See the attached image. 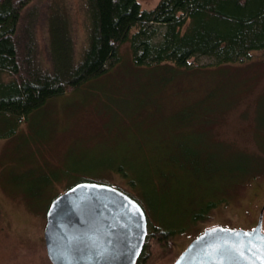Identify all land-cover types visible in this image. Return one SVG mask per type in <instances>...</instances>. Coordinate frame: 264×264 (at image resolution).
<instances>
[{
	"label": "rangeland",
	"instance_id": "374dc122",
	"mask_svg": "<svg viewBox=\"0 0 264 264\" xmlns=\"http://www.w3.org/2000/svg\"><path fill=\"white\" fill-rule=\"evenodd\" d=\"M71 1L79 46L84 20L78 0ZM138 1L151 9L160 0ZM39 40L42 50V35ZM120 54L109 72L60 95L14 132L8 133L11 121L0 118V264H52L44 239L48 206L82 178L136 196L148 224L159 217L185 225L154 264H172L209 226L250 229L258 222L264 207V54L216 64L198 56L191 59L194 68L180 70L171 62L135 65L129 42ZM192 150L199 156L195 168L183 158ZM115 164L126 167L136 185ZM147 174L154 206L143 200L141 175ZM187 197H195L193 203ZM206 199L224 200L206 219L186 222L194 204Z\"/></svg>",
	"mask_w": 264,
	"mask_h": 264
},
{
	"label": "trees",
	"instance_id": "16d2710c",
	"mask_svg": "<svg viewBox=\"0 0 264 264\" xmlns=\"http://www.w3.org/2000/svg\"><path fill=\"white\" fill-rule=\"evenodd\" d=\"M72 5L69 0H0V118L11 121L8 133L60 95L109 72L120 62L125 42L130 43L135 65L171 62L180 67L177 70L194 68L191 59L198 56L212 57L216 64L264 54V0H160L151 9H143L138 0H78L84 20V41L79 46ZM191 154L183 158L195 168L199 156L194 150ZM178 160L173 157L176 163L171 162ZM113 167L136 185L126 167ZM145 169L147 173L149 168ZM84 180L102 182L80 181ZM152 184L148 174L141 175L143 200L154 206L149 197L154 195ZM193 198L187 200L193 203ZM221 200H197L185 215L186 222L206 219ZM157 218L148 224L136 264H154L164 257L171 250V238L185 229Z\"/></svg>",
	"mask_w": 264,
	"mask_h": 264
},
{
	"label": "water",
	"instance_id": "95a60500",
	"mask_svg": "<svg viewBox=\"0 0 264 264\" xmlns=\"http://www.w3.org/2000/svg\"><path fill=\"white\" fill-rule=\"evenodd\" d=\"M263 212L250 229L205 228L172 264H264ZM147 233V214L136 198L84 180L52 199L44 239L52 264H136Z\"/></svg>",
	"mask_w": 264,
	"mask_h": 264
}]
</instances>
